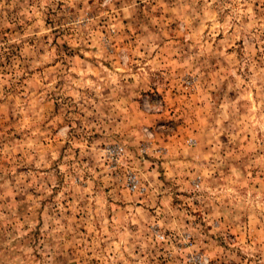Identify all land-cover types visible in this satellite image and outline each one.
Listing matches in <instances>:
<instances>
[{
	"label": "rangeland",
	"instance_id": "1",
	"mask_svg": "<svg viewBox=\"0 0 264 264\" xmlns=\"http://www.w3.org/2000/svg\"><path fill=\"white\" fill-rule=\"evenodd\" d=\"M0 264H264V0H0Z\"/></svg>",
	"mask_w": 264,
	"mask_h": 264
},
{
	"label": "built area",
	"instance_id": "2",
	"mask_svg": "<svg viewBox=\"0 0 264 264\" xmlns=\"http://www.w3.org/2000/svg\"><path fill=\"white\" fill-rule=\"evenodd\" d=\"M130 180H131V183H132V189L134 190L137 187L138 180L135 179V178H131Z\"/></svg>",
	"mask_w": 264,
	"mask_h": 264
}]
</instances>
